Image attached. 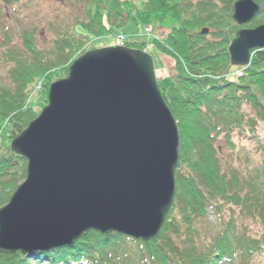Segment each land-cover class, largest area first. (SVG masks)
<instances>
[{
  "label": "trees",
  "instance_id": "16d2710c",
  "mask_svg": "<svg viewBox=\"0 0 264 264\" xmlns=\"http://www.w3.org/2000/svg\"><path fill=\"white\" fill-rule=\"evenodd\" d=\"M82 1L96 3L95 16L88 9V21L77 23L93 38L108 35L113 25L118 26L116 18L124 21L127 1L112 0L105 18L101 0ZM237 1L143 3L144 15L175 23L171 30L159 29L162 37L166 35L164 48L154 41L175 60L172 76L158 85L180 135L175 199L159 236L145 242L92 230L72 246L27 256L0 254V264H249L264 249V234L254 239L239 232L235 218L238 211L242 217L264 219V163L248 176L240 169L223 170L215 146L221 138L229 150H235L234 133L247 135L260 144L264 158V141L255 135L257 123L264 122V49L252 52L239 80L224 77L232 72L229 46L240 29L232 18ZM254 1L261 9L247 26L250 29L264 25V0ZM22 39L19 51L8 49L10 82L0 85V208L26 178L27 161L9 144L38 116L28 101L31 89L45 79L46 93L49 84L66 77L73 61L85 53L88 37L66 30L47 50L38 47L28 32ZM127 46L143 50L146 43L131 39ZM223 205L229 206L231 216L209 229L207 216L223 213Z\"/></svg>",
  "mask_w": 264,
  "mask_h": 264
},
{
  "label": "water",
  "instance_id": "95a60500",
  "mask_svg": "<svg viewBox=\"0 0 264 264\" xmlns=\"http://www.w3.org/2000/svg\"><path fill=\"white\" fill-rule=\"evenodd\" d=\"M259 11L254 0H239L232 18L244 26ZM262 49L264 25L244 28L229 47L231 64L247 66ZM179 145L151 56L121 47L86 52L11 142L27 161L26 178L0 208V254L72 246L92 230L155 239L174 202Z\"/></svg>",
  "mask_w": 264,
  "mask_h": 264
},
{
  "label": "rangeland",
  "instance_id": "374dc122",
  "mask_svg": "<svg viewBox=\"0 0 264 264\" xmlns=\"http://www.w3.org/2000/svg\"><path fill=\"white\" fill-rule=\"evenodd\" d=\"M123 1H127V3L123 6L124 21H122L121 18H116L115 22H117L116 25L118 26L113 25L108 35L104 37L93 38L87 34V31L85 32L84 28L80 24L77 23L88 21V9L91 10L92 16H95L97 10L95 1L19 0L16 4H7L4 3L3 0H0V85L5 86L10 82L8 72L12 67V64L6 58L8 49H19L23 43L22 36L25 33L28 32L29 34H32L34 36L36 45L41 49L47 50L53 48V41L56 40L59 35L64 33L66 30H72L75 33H80L88 37L83 49L85 53L91 50L108 47L122 48L123 46L119 44V40L122 38L125 39L126 43L131 39H140L142 42L146 43V46L142 51L149 54L153 59L158 84L166 83L170 78V72H172V69L174 68L173 66L176 65L175 60L165 53V51L158 49V47L154 44V41H157L162 45V48H164L165 45H163V42L166 35L163 38H160L161 32L159 29L171 30L175 23L171 20H166L165 22L161 23L158 18L151 14L144 15L143 3L146 0ZM101 3L103 5V7H101V13L105 18L107 11H109L111 8L112 0H101ZM120 23L125 24L121 25ZM249 24L244 26H239L237 24L240 27L238 31L248 28L247 26ZM84 54H81L80 56ZM249 65H232V72L226 74L224 77H234L239 80ZM58 80L60 79H57L56 81ZM44 84L45 79L37 81L34 85V88L31 89L30 98L28 100L32 108L34 107V112L38 113V116L40 115L43 108L48 105V92L51 84H49L46 93V90L43 86ZM245 110L248 111V107H246ZM255 135H258L256 138H260L264 141V122L257 123ZM233 139L238 145L235 150H229L221 138L215 144V146L219 148L220 166L223 170L240 169L244 175L248 176V172H251L252 169L259 168L262 163H264L263 153L260 150V144L255 142L256 139L250 140L249 136H241L237 133H234ZM10 145L11 143L9 146ZM222 209L223 213L220 215H216L211 212L209 216H207L206 226L209 229H214V227H217L221 220H227L228 217L231 216V210L229 206L223 205ZM235 213L237 229L239 232L246 233V235L254 239H259L264 234V219L262 217H242L239 216L238 211ZM263 263L264 249L254 254L250 258L249 262V264Z\"/></svg>",
  "mask_w": 264,
  "mask_h": 264
},
{
  "label": "built area",
  "instance_id": "2783aa9c",
  "mask_svg": "<svg viewBox=\"0 0 264 264\" xmlns=\"http://www.w3.org/2000/svg\"><path fill=\"white\" fill-rule=\"evenodd\" d=\"M124 43H125V39H124V38H122L121 40H119V44H120L121 46H124Z\"/></svg>",
  "mask_w": 264,
  "mask_h": 264
}]
</instances>
